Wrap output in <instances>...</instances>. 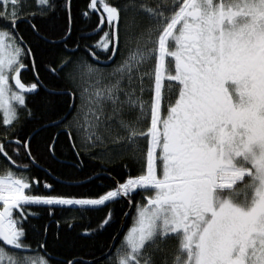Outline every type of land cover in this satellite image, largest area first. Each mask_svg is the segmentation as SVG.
I'll use <instances>...</instances> for the list:
<instances>
[{
	"label": "snow or ice",
	"instance_id": "obj_1",
	"mask_svg": "<svg viewBox=\"0 0 264 264\" xmlns=\"http://www.w3.org/2000/svg\"><path fill=\"white\" fill-rule=\"evenodd\" d=\"M71 6L33 0L21 15V0H0V156L16 164L7 150L14 144L15 156L30 158L0 170V264H84L56 261L47 250L50 220L39 223L30 209L46 208L49 218L57 207L107 209L87 234L114 222L109 205L117 200L135 204L133 224L86 264H264V0H87L81 15L98 17L87 36L98 38L70 46ZM57 9L68 28L49 41L32 21ZM21 23L63 45L58 63L38 62ZM42 71L67 85L58 93L66 97L62 114L46 98L28 100L41 88L57 94ZM49 129L56 131L40 136ZM61 135L77 158L81 149L93 159L130 158L140 172L61 181H112L92 195L35 194L40 181L26 175L41 168L34 153L42 140L55 160ZM43 187L53 190L47 181ZM138 192L145 195L134 201ZM30 232L42 237L35 247Z\"/></svg>",
	"mask_w": 264,
	"mask_h": 264
},
{
	"label": "trees",
	"instance_id": "obj_2",
	"mask_svg": "<svg viewBox=\"0 0 264 264\" xmlns=\"http://www.w3.org/2000/svg\"><path fill=\"white\" fill-rule=\"evenodd\" d=\"M55 2L57 4H63L64 0H55ZM21 3H24V12L21 13V15L30 14L33 10V0H21ZM86 3L87 0H72V39L69 41L70 46L75 42H79L81 45L85 42L90 44L93 42V37L87 36V34L93 29L92 16L85 18L81 15L82 9L85 7ZM32 23L39 26L41 36H47L48 40L52 41L58 38L57 34L67 30L68 17L63 9H57L54 15L50 14V18H41L37 16ZM19 29L26 38L32 40L38 62H43L44 66H47L49 61L58 63V57L63 48L62 44L55 45L46 43L43 39H38L28 24L21 23ZM65 71H67V69ZM41 75L43 77V82L47 85L48 89L57 94L49 95L43 88H41L38 96L28 97L30 104L38 103L40 98H46L47 101L50 102L51 109L58 114H62L67 110L65 104L66 97H63L58 93L61 88L67 87V85L49 73L42 71ZM22 79H24L25 82H31L32 73H23ZM31 127H34V125H29V130ZM55 131V129H49L41 133L40 136H47L49 132ZM37 140H39V137H37ZM77 144L79 145V141H77ZM14 147V144L7 145V150L17 163L12 164L11 161H6L4 157L0 156V170L10 167L15 171L17 170V166L22 168L23 165L29 163V157L15 156L12 151ZM34 155L39 157L41 168L38 169L36 167H31V171L26 173V175L35 177L36 180L40 181L39 188H33L35 194H64L74 196L92 195L106 190L107 187L113 186L112 181L105 176L101 180H93L90 184H84L81 187H69L66 186L65 183H61V181L80 179L85 175L91 176L93 173H101L104 170L111 172L113 176L117 177V179L122 178L128 173L136 175L140 172L139 162L133 161L130 158L113 157L110 160L107 158L103 160L93 159L85 149L80 150V156L77 158L64 135L59 137L58 151L55 160H50L48 158L44 151L42 140H40V151L34 153ZM81 160L83 161L82 164L80 163ZM74 165H79V167H75ZM45 170H47V173H51V175H47ZM17 174L19 175L20 173L17 172ZM55 177H59L60 179L57 180ZM45 181L53 185L51 193H48V191L44 189L43 185ZM33 183L35 182L33 181ZM101 183L105 186L104 188L97 186ZM132 205L134 208L125 218L123 231L121 233L119 232L123 222L124 213L129 209V204L126 200H117L114 204L109 205V207L115 209L114 222L108 224L103 231L87 234L84 230L86 228H96L99 221L106 214L107 209L102 208L99 211H91L81 214L71 207H57L55 209V215L51 218H49L46 208L33 207L30 211L39 213L41 218L40 221H38L39 223H46L50 220V228L46 236L47 250L55 257L56 261L74 259L86 264V262L100 258L102 253L108 249L114 236L116 237V244L121 242L123 235L131 225L135 213V204L133 203ZM57 221H59V225H57ZM69 225H71V227ZM28 239L32 242L33 247H35L37 241H40L42 237L34 236L30 232ZM41 255H44V253L42 252Z\"/></svg>",
	"mask_w": 264,
	"mask_h": 264
},
{
	"label": "flooded vegetation",
	"instance_id": "obj_3",
	"mask_svg": "<svg viewBox=\"0 0 264 264\" xmlns=\"http://www.w3.org/2000/svg\"><path fill=\"white\" fill-rule=\"evenodd\" d=\"M114 2H119V0H114ZM169 2H170V0H169ZM97 16H92V20H93V28L95 27V24H96V22H97ZM93 38H92V41H94L95 39H97L98 37H96V36H92ZM132 48L133 49H135V39L133 40V42H132ZM126 55H127V53H125ZM120 59V56H119V54H117V56H116V58H115V60L113 61V63H115L117 60H119ZM77 103H80V100H79V94H78V98H77ZM74 111V110H73ZM144 146H145V153H146V141L144 142ZM93 151H95V150H93ZM91 157H92V155H91ZM241 187H243V185L241 184L240 185ZM142 195H145L144 193H140V192H138L137 194H136V196L134 197V200H140L141 199V197H142ZM244 194L243 193H240V196L242 197ZM132 207L134 208V206L132 205Z\"/></svg>",
	"mask_w": 264,
	"mask_h": 264
},
{
	"label": "water",
	"instance_id": "obj_4",
	"mask_svg": "<svg viewBox=\"0 0 264 264\" xmlns=\"http://www.w3.org/2000/svg\"><path fill=\"white\" fill-rule=\"evenodd\" d=\"M132 209H133L132 205H129V209H128L127 213L129 214L132 211ZM125 218L126 217L124 216L119 233H121L123 231V226H124L123 223H124Z\"/></svg>",
	"mask_w": 264,
	"mask_h": 264
},
{
	"label": "rangeland",
	"instance_id": "obj_5",
	"mask_svg": "<svg viewBox=\"0 0 264 264\" xmlns=\"http://www.w3.org/2000/svg\"><path fill=\"white\" fill-rule=\"evenodd\" d=\"M22 5H24V3H22ZM134 40V39H133ZM133 42V41H132ZM79 141V140H78ZM80 143V142H79ZM2 206V205H1ZM135 214V213H134ZM134 216V215H133ZM132 224H133V219H132V222H131V225H130V227L132 226Z\"/></svg>",
	"mask_w": 264,
	"mask_h": 264
}]
</instances>
